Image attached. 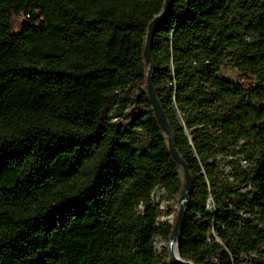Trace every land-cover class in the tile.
Returning a JSON list of instances; mask_svg holds the SVG:
<instances>
[{"label":"trees","instance_id":"16d2710c","mask_svg":"<svg viewBox=\"0 0 264 264\" xmlns=\"http://www.w3.org/2000/svg\"><path fill=\"white\" fill-rule=\"evenodd\" d=\"M165 3L0 0V264H170L154 191L175 198L184 181L144 58ZM152 59L194 180L180 257L264 264V0H172ZM233 145L229 181L216 158Z\"/></svg>","mask_w":264,"mask_h":264},{"label":"water","instance_id":"95a60500","mask_svg":"<svg viewBox=\"0 0 264 264\" xmlns=\"http://www.w3.org/2000/svg\"><path fill=\"white\" fill-rule=\"evenodd\" d=\"M172 7V0H166L165 8L163 12L156 16L153 21L149 25L146 44L144 48V58L145 63L148 67V74H147V92L150 98V101L153 106V110L155 113V117L160 124L163 132L168 138V146L169 152L172 159L181 167L184 173V189L182 195L180 197V208L178 210L177 219L174 224V228L172 230L170 241H169V256H170V264H193L190 261L183 260L180 255L177 258L174 254V247L177 246L179 243V236L184 224L185 213L188 207V200L190 194L193 190L194 180L193 176L191 175L190 168L188 163L185 159L180 155L178 152L176 145H175V135L172 132L171 126L167 120L166 114L157 98L155 87L153 83V74H154V62L152 59V45L154 36L159 24L166 19L170 9ZM179 253V251H178Z\"/></svg>","mask_w":264,"mask_h":264},{"label":"rangeland","instance_id":"374dc122","mask_svg":"<svg viewBox=\"0 0 264 264\" xmlns=\"http://www.w3.org/2000/svg\"><path fill=\"white\" fill-rule=\"evenodd\" d=\"M25 20V16H21L16 20V25L19 27L21 23ZM222 75L229 78L235 83H240L243 85L253 83L251 80L242 77L236 70L225 67L222 70ZM211 132H215V128L210 129ZM239 147H231L230 149L235 153H222L217 156V168L222 177H226L229 181H233L235 168L237 166L238 159L241 158L243 154L239 152ZM245 163V162H244ZM241 165V163H240ZM242 166V165H241ZM181 178L184 181V173L181 169ZM180 197L171 198L167 195L162 187H157L154 191V201L159 205V221L167 222L170 224H175L177 219L178 210L180 208ZM171 211V212H169ZM166 243L158 236L156 238L155 246L158 251L164 247Z\"/></svg>","mask_w":264,"mask_h":264},{"label":"built area","instance_id":"2783aa9c","mask_svg":"<svg viewBox=\"0 0 264 264\" xmlns=\"http://www.w3.org/2000/svg\"><path fill=\"white\" fill-rule=\"evenodd\" d=\"M206 208L208 211H211V212L214 211L216 208V202H215L213 196H211V195L207 199Z\"/></svg>","mask_w":264,"mask_h":264},{"label":"bare ground","instance_id":"6f19581e","mask_svg":"<svg viewBox=\"0 0 264 264\" xmlns=\"http://www.w3.org/2000/svg\"><path fill=\"white\" fill-rule=\"evenodd\" d=\"M174 254L177 258H179V253H178V249L177 246L174 247Z\"/></svg>","mask_w":264,"mask_h":264}]
</instances>
